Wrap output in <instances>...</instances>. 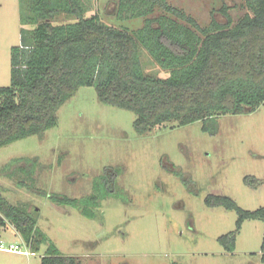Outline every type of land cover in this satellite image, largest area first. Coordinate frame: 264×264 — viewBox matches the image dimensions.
<instances>
[{"label": "rangeland", "instance_id": "rangeland-1", "mask_svg": "<svg viewBox=\"0 0 264 264\" xmlns=\"http://www.w3.org/2000/svg\"><path fill=\"white\" fill-rule=\"evenodd\" d=\"M116 1L82 0L86 16L98 14L114 27H141L143 17L115 16ZM168 3L201 26L212 16L225 21L223 4L234 21L245 10L243 0ZM24 4L0 0V86L9 85L11 48L20 44L21 28L30 27L22 23ZM160 15L190 26L157 8L148 16ZM140 60L148 75L168 76L144 48ZM57 117L42 137L30 135L0 147V185L9 202L36 214L38 227L63 254L79 257L81 264H264L263 221L244 220L234 250L227 251L218 237L235 230L237 213L204 201L207 195H223L243 209L264 207L263 103L249 113L217 116L214 134L202 130L201 120L169 121L139 134L132 111L100 102L93 86H80ZM20 164L27 170L13 174ZM107 166L121 168L120 194L98 199L90 207L92 216L48 197L91 194ZM247 175L261 182L247 184ZM0 241L24 243L10 225L0 227ZM43 251L44 246L34 255L0 250V264H40Z\"/></svg>", "mask_w": 264, "mask_h": 264}, {"label": "trees", "instance_id": "trees-1", "mask_svg": "<svg viewBox=\"0 0 264 264\" xmlns=\"http://www.w3.org/2000/svg\"><path fill=\"white\" fill-rule=\"evenodd\" d=\"M243 6L244 13L234 21L223 4L219 10L225 21L212 16L201 26L168 0H117L116 17L144 18L141 27L130 30L110 26L98 14L86 16L82 0H25L21 19L30 27L21 28L20 44L11 48L9 85L0 86V147L30 135L42 137L80 86H93L100 102L132 111L139 134L169 121L184 125L196 120L214 134L217 116L254 111L264 104V0H243ZM156 8L190 26L166 15L149 17ZM61 15L67 18L59 19ZM141 48L168 76L144 71ZM14 169L13 174L27 167ZM120 172V167H105L87 196L48 197L92 216L90 207L98 199L120 194ZM244 181L261 182L250 175ZM100 187L106 190L99 192ZM2 192L0 185V227L12 226L35 252L44 246L40 264H81L79 257L55 246L38 227L36 214L9 202ZM204 201L237 213L235 230L218 237L227 251L234 250L244 220L264 223V207L243 209L223 195H207ZM261 249L264 262V230Z\"/></svg>", "mask_w": 264, "mask_h": 264}, {"label": "built area", "instance_id": "built-area-1", "mask_svg": "<svg viewBox=\"0 0 264 264\" xmlns=\"http://www.w3.org/2000/svg\"><path fill=\"white\" fill-rule=\"evenodd\" d=\"M0 250H7L11 252H18L25 255L35 254V251L30 248V246L26 243L18 244V243H8L5 245L0 241Z\"/></svg>", "mask_w": 264, "mask_h": 264}]
</instances>
